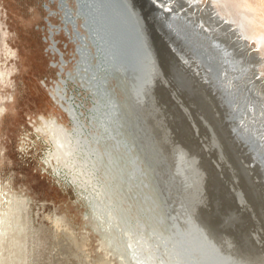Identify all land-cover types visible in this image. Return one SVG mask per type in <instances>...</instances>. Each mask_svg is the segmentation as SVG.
<instances>
[{"label":"rangeland","instance_id":"obj_1","mask_svg":"<svg viewBox=\"0 0 264 264\" xmlns=\"http://www.w3.org/2000/svg\"><path fill=\"white\" fill-rule=\"evenodd\" d=\"M70 3L67 14L58 0H0V264H178L169 259V251L157 238L165 231L167 215L174 218L177 204L188 202L189 193L182 189L177 169L190 164L187 156H195L203 176V202L194 212H198L195 220L215 242L225 243L234 253L226 251L227 264H264V197L261 200L257 182L253 183L256 195H251L246 158L225 136L229 96L219 87L210 94L197 76L189 74V66L176 69L180 61H186L176 48L162 56L159 44L153 45L159 62L166 65L168 80L155 98L157 113H164L165 142L157 139V122L150 127L154 137L150 143L165 152L166 178L178 185L176 196L166 198L163 206L150 182L154 170L143 169L146 178H131L130 156L121 148L116 150L118 162L108 177L105 158L97 166L73 149L74 162L68 167L52 156L58 136L55 124L67 138L80 136L86 141L93 136L88 113L95 98L85 81L91 50L88 42L81 44L72 28L70 18L79 35L87 38L75 1ZM147 7L152 12L149 19L155 9ZM67 18L68 24L64 22ZM148 29L151 38L150 25ZM155 29L159 43L160 33ZM163 49L168 51L166 46ZM80 58L84 70L78 80L70 75ZM198 75L213 91L212 80ZM78 103L80 126L74 128L63 107ZM90 145L86 149L101 148ZM171 145L189 152L187 156L177 154L179 165L169 157ZM19 226L21 256L12 237Z\"/></svg>","mask_w":264,"mask_h":264},{"label":"bare ground","instance_id":"obj_2","mask_svg":"<svg viewBox=\"0 0 264 264\" xmlns=\"http://www.w3.org/2000/svg\"><path fill=\"white\" fill-rule=\"evenodd\" d=\"M58 1L62 9L68 14L69 7L71 6L70 2L73 0ZM74 1L78 16L82 21L81 26L85 31L87 38L79 35L75 20L70 18L72 28L77 34L81 44L85 45L88 42L92 52H89V59L90 61L92 60V62H90V64L87 63L86 69L88 75L85 81L89 86L88 88L92 93V96L95 98L94 102L89 106L90 111L88 113L89 125L93 130V136L88 138L86 140L87 142L84 140L82 141L80 136L76 139H71L70 137L67 138L63 128L55 124L58 136L56 140L54 139V151L52 152V156H54L57 161H61V163L63 162L68 167L73 165V149L79 151L81 156L85 159L88 158L89 161L93 164H97V166L98 164H101L103 161L102 159L105 158L107 162L104 165L105 169H103L108 177L110 168H114V165L118 162L116 150L121 151V148L130 156L129 159L126 160L130 166L128 168H130L131 173H133L129 175L131 178H146L143 169H146L149 172L154 170V172L150 173V175H152L150 177V182H153V187L163 203V206L166 198L176 196L178 185L172 180L166 178L165 171H163L166 169L165 152L158 148L156 141L155 145L157 147H154V144L152 145L150 143L152 138L150 136V127L151 124H156V122L160 127V133L157 136V139L161 142H165L166 139L164 132L165 127L163 124L164 113L163 110L160 114L157 113L158 107L155 102L156 93L158 91L163 92L164 87L168 85V80L164 75V67L166 65L164 66L162 64V60L159 62V56L157 55L156 49L153 47V45L156 46V44H159L158 52L162 56L164 53L171 52V48L174 50L176 48L178 50V52L177 50L175 51L177 54L184 53L185 56H183V58L186 61H180L178 66L174 65L175 68H181L183 70L184 67L189 66L187 71H189V74L197 76L203 88H205L206 82L205 79L200 78L201 76L198 75V72L212 80L214 85V88L212 87L213 91L219 87L227 94L230 92L235 93L238 88L236 85L243 86V88L245 86L249 89V96H245L247 99V108H242V111H240L242 103H238L237 108L234 107V104L231 105L232 111L240 113V118L238 119L242 120L241 127L238 126V124L235 125L230 122L227 124L230 132L233 133L240 143H242L241 145L243 146L244 155L246 157L247 171L251 172L256 170L259 175L256 173H254L253 176L251 175L253 180L255 181L259 179V183L262 186L264 185V6H261L259 0ZM148 5H151L152 9L154 8L156 11L154 15L149 16V19H147L148 15L152 12L149 9L150 12H147ZM155 16H157V18H155ZM64 22L68 24V18ZM183 24L184 28L182 27ZM149 25L152 30L151 38L149 36ZM188 26L196 28L201 34L210 37L213 42L217 43V45L222 48V53L227 54L231 58L235 65V69L232 70L231 65L229 64V72H227V66L222 62H220V72H216V69L211 71L209 66H207L206 69L205 58H202V56L199 55L200 53L195 50L192 40L189 37L186 38L184 33L180 30L183 28L184 31ZM121 27L124 30L127 29L135 33L140 44V49L145 57V69H143L145 74L143 81L141 82L142 84L138 89L137 96L134 95L135 90L132 89V84L130 83L129 78L123 72L122 67L117 61V36ZM154 27H156L157 29L155 30H158L160 33L158 39L159 43H156L154 38ZM168 28L175 33V41H173L172 38H169ZM180 41H183L186 43V46L190 47L188 53L185 52L184 47L182 48L179 44ZM163 44L168 51L163 49ZM233 44H236L242 49L243 58L246 59L244 60L246 65L240 62V58L232 48ZM81 49L83 50L82 47ZM189 53L192 55L191 57L195 59L194 62L190 60ZM82 66L83 62L80 58L70 76L79 80L82 74L81 72L84 70ZM216 73L218 74L216 75ZM235 78L238 79L237 83L239 84H235ZM179 82L181 83V79ZM169 93L170 92H168V94ZM246 93L248 94V91H246ZM60 98L62 100L63 97L61 96ZM78 107L79 103L78 105L68 104V109L63 107V110L68 117L73 120L74 128L80 126L76 120L80 115V112L77 110ZM135 119H137L138 122L137 127L133 125V128L135 127V129H133L129 124L135 123V121H137ZM50 122L52 123V121ZM250 129H254V135L258 136V138H256V145L251 142L252 138L250 137V134L252 131H250ZM75 131L79 132L78 130ZM90 144L92 147L99 144L101 148L99 149L98 146V150L95 148L93 150H90L91 148L86 149V146ZM172 145L169 146V157L173 162L179 165L177 154L182 153L183 155H186L189 152L187 151L188 153H186L184 152L185 150L183 151V149L180 150L177 148L179 145L177 147ZM199 149H201V147ZM258 150H260V152H258ZM187 157L190 164H184L182 169L178 166L177 169L179 170L178 174L182 179V189L187 190L189 193L188 202L187 204L181 202L180 204H177L174 218L167 215L169 221H165V231L160 233L161 236H158L157 241L163 245L165 250L169 251V256H171L169 259L173 261L177 260L179 262L178 264H227L228 257L225 256V253L229 249L224 245L225 243L220 244L215 242L213 236L208 232V229L195 220L198 212L196 215H194V212L198 210L197 208H199L203 202V176L201 175L202 171H199L198 162L196 163V160L194 159L195 156L194 158ZM85 159L84 161H86ZM122 159H124V157ZM128 168L127 171L129 170ZM261 168L263 169V173L260 172ZM148 191L150 194L151 189H148ZM262 197H264L263 194ZM163 208L166 209V207ZM168 214L171 213L169 212ZM10 220L12 219L10 218ZM124 221L125 220H123V224H125ZM3 224L5 226L6 223ZM19 227V229H16V231L13 232L12 237L15 238L16 247H18L19 252L16 253L21 256L20 241L23 238L19 231L21 230V226ZM229 252L231 251L229 250ZM8 262V264L11 263L10 261ZM16 264H21V261Z\"/></svg>","mask_w":264,"mask_h":264},{"label":"water","instance_id":"obj_3","mask_svg":"<svg viewBox=\"0 0 264 264\" xmlns=\"http://www.w3.org/2000/svg\"><path fill=\"white\" fill-rule=\"evenodd\" d=\"M154 9V8H153ZM156 13V11H155ZM154 13V14H155ZM153 14V15H154ZM155 18H157V16H155ZM159 21V20H158ZM165 27V26H164ZM184 28V24L182 26ZM183 28H181L180 30L184 33V36L189 37L192 40L193 46L195 48V50L197 52H199L200 56H202V58H205V64L206 66H209L210 69L213 71L214 69H216V72H220V66L221 63L226 64V71L229 72V64L231 65L232 70L235 69V65L233 63V61L231 60V58L227 55V54H223L222 53V48H220L217 43L213 42L212 39L208 36H205L203 34L200 33L199 30H197L196 28H193L192 26H188L185 28V30L183 31ZM169 29V28H168ZM117 49H118V63L120 64V66L123 69V72L127 75V77L130 80V83L132 84V89L135 90V96H137V92L138 89L140 88V85L142 84L141 82L143 81L144 78V70L145 69V57L140 49V44L135 36V33H133L132 31H129L127 29H122V27L119 29L118 31V36H117ZM169 38H172L173 41H175V33L169 29ZM182 48L184 47L185 52H189L190 51V47L186 46V43H184L183 41H180L179 43ZM236 55L240 58V62L242 64L244 63V60H246L245 58H243V53H242V49H240L239 46H237L236 44L232 45ZM171 51L173 52V50L171 49ZM235 55V54H234ZM192 55L189 53V58L192 62L195 61V59L193 57H191ZM246 65V64H245ZM205 66V68H206ZM218 73H216L217 75ZM201 80V79H200ZM235 84H239L238 79H234ZM204 82V81H203ZM238 88L236 89L235 93H229V114H230V118L228 117L227 119L223 120V124H224V133L225 136L227 138L228 141H230V143L234 146V148L240 152V154L242 156L245 157L244 155V149L243 146L241 145L242 143H240V141L238 139H236V137L233 135V133L230 132L229 129V122L233 123L235 125L238 124V126L241 127L242 124V120L238 119L240 118V113L239 112H234L231 110V105H235L234 107H237L238 103H242L241 108L245 109L247 108V99L245 98V96H249L250 92L249 89L247 87L244 86H240V85H236ZM206 90H208V92H210V94L214 95L215 91H211L208 89V86L205 87ZM224 91V90H223ZM246 91H248V94L246 93ZM232 116V117H231ZM137 120V119H135ZM240 120V121H239ZM137 121H135V123H131L129 124L131 126V128H133V125L135 127H137ZM228 123V124H227ZM135 127L133 129H135ZM251 132V142L253 144H257V140L256 138H258L257 135H254L253 131H255L254 129H250ZM250 138V139H251ZM246 158V157H245ZM162 165V164H161ZM159 166V165H158ZM251 171L248 172L246 169V182L249 186V189H251L250 192L251 195L255 196L256 193H254L253 187L256 185H254V182L258 183V193L262 200V194L264 195V185L262 186L259 183V179L258 180H253L252 176L254 173H258ZM261 173H263V169L261 168L260 170ZM252 175V176H251ZM259 175V174H257Z\"/></svg>","mask_w":264,"mask_h":264},{"label":"snow or ice","instance_id":"obj_4","mask_svg":"<svg viewBox=\"0 0 264 264\" xmlns=\"http://www.w3.org/2000/svg\"><path fill=\"white\" fill-rule=\"evenodd\" d=\"M259 3L261 4V6H264V0H259Z\"/></svg>","mask_w":264,"mask_h":264}]
</instances>
